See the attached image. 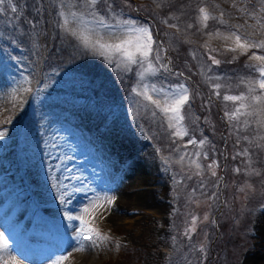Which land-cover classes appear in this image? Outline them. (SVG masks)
I'll return each instance as SVG.
<instances>
[{"label": "rangeland", "instance_id": "1", "mask_svg": "<svg viewBox=\"0 0 264 264\" xmlns=\"http://www.w3.org/2000/svg\"><path fill=\"white\" fill-rule=\"evenodd\" d=\"M151 1L156 3L162 0ZM197 1L199 5L195 25L201 35L200 45L208 53L210 49L223 50L232 53L235 59L245 55L244 64L257 63L249 57L254 51L257 54H264V50L249 49L243 54L240 50L231 51L229 49L234 47L233 41L225 39V36L236 31L242 36L250 35L255 40L264 39V29L257 30L256 17H264V12L260 11L264 5H261L260 0ZM201 7H205L214 17L207 22L206 27L199 13ZM9 8L11 9L12 6L10 5ZM97 9L96 6L89 8L86 0H60L55 12L46 4L45 14L37 33L29 41H24V34L19 23L16 22L14 13H11L8 21L2 24L0 131H4L6 135L0 137V218H5L9 213L11 215L5 222L7 229L5 226H0V232L8 239L9 246H13L22 238L20 235L22 233L19 232L21 228L16 227L12 230L15 225L13 221H17L18 218L23 224L27 223L22 219L23 214H28L31 218L34 216V222L41 228L47 227L45 216L46 218L54 214L58 216L55 211L72 207L75 216H83L88 224L111 237L110 240L96 246L88 242L84 243L90 246V263L174 264L173 259L182 246L176 238L174 222L176 206H178L175 188L178 187L180 178H177L173 165L180 164L195 168L189 163L192 157L185 153H194L197 147L187 145L185 148L187 141H181L183 137L177 138L172 135L174 129L168 127L167 120L159 110L133 91V89H142L144 85L153 84L158 88L161 86L167 88L172 85L168 72L162 71L141 77L138 73L142 69L137 64V81L127 97L125 99L106 97L113 77L128 73L134 65H127L118 53H108L95 46L97 39H102V42H116L118 38H123L118 29L97 28L90 15L92 11L99 12ZM107 10L109 11L107 16L99 13L107 18L109 24H115L113 17L131 18L137 21L134 17L125 16L121 12ZM72 13H76L84 23L79 19H73ZM65 20L68 21L67 25H64ZM151 21L153 22L148 18V22L140 24L148 25L151 29L153 28ZM165 21L167 20H162V25L170 28L169 21ZM261 22L264 23V20ZM215 25L218 28H215ZM177 26L176 29H180L181 36H185L194 25L189 23L183 25L184 27ZM56 27L59 31L58 39L56 49L51 54L49 52ZM151 32L153 35L152 30ZM85 37L88 38L87 45L84 42ZM165 48H162L161 55L165 58L164 62L169 63L170 57ZM98 57H102L105 64L107 63L102 86L98 84L99 82L89 81L83 72ZM49 60L56 64L45 67L49 64ZM250 69L255 74L250 78L254 79L258 74ZM208 70L210 72V69ZM194 72L201 77L200 81L203 79L205 84L211 87L213 82L207 79L208 76L202 77L205 76V72L200 69H195ZM176 84H184L191 93L192 88L185 80L180 79L178 83H173ZM244 85H246L245 91L237 95L247 94V81H244ZM193 88V93L197 94L199 91L196 90V84ZM203 91L207 93L206 101L216 104V98L210 97L207 89ZM152 95L154 98H159L155 93ZM226 107H230L228 112L233 111L235 103L229 101ZM183 111L182 115H184ZM258 118L242 116L239 121L230 122L228 119L227 123H232L236 130L243 131L244 134L242 133L241 136L249 138L248 140L255 146L263 148L264 154V128L256 123ZM246 120L248 123H245ZM183 124L187 127L186 118ZM226 143L227 139L223 140L220 146L223 157L228 151ZM252 143L249 144L253 148ZM113 146L125 159L123 165H128L126 168L121 167L122 170L118 172L111 170L112 158L98 156L103 150L105 153L106 147L108 150H113ZM132 146L135 149H132ZM246 148L249 153V148ZM234 149L237 154L242 153L239 150L240 143L235 142ZM200 150L202 151V148ZM181 156H185L183 161L180 159ZM212 162L203 158L200 161L201 173L207 171L211 173L208 165ZM107 164L111 167L107 168ZM217 165L218 163L213 165L212 170H215ZM235 169L237 167L233 166L234 171ZM128 171L138 173L134 177L135 185L129 184L128 193L144 192L149 198L148 206L144 204L127 206L124 218L119 219L117 223L106 218L112 205L104 203L102 207L98 206L88 213L82 211L96 197H110L113 202L119 200L115 188ZM142 171L145 172L146 178L139 181L136 178L143 175ZM221 172L220 170V174ZM72 176L77 179H70ZM57 177L60 178V183L79 187L82 191L71 193L70 198L66 197L65 201L61 202L57 199ZM220 178L221 202L225 181L222 174ZM97 203L99 204V201ZM218 212L212 216L214 226L217 225ZM48 218L52 219V217ZM55 222L63 224L61 218ZM250 222L246 232L247 242L242 247L235 264H255L246 262V257L251 256L261 259L258 264H264V203L256 207L251 214ZM191 224L192 222L190 226ZM79 226L80 221L75 220L71 228L75 230ZM207 228H204L205 231ZM58 240L61 242L60 251L76 252L77 255L81 250L74 238ZM52 246L57 247L54 244L48 245V247ZM60 251L50 257L52 263L56 264L58 260L59 264L64 263V258L59 259L63 257ZM28 252L34 255L40 254L30 249ZM217 258L220 260L219 264H226L224 255H218ZM0 264H3L1 259Z\"/></svg>", "mask_w": 264, "mask_h": 264}, {"label": "trees", "instance_id": "2", "mask_svg": "<svg viewBox=\"0 0 264 264\" xmlns=\"http://www.w3.org/2000/svg\"><path fill=\"white\" fill-rule=\"evenodd\" d=\"M59 1L12 0L11 4L6 2L0 6L2 8L0 30L2 24L7 22L10 14L13 13L9 6H15L17 9L14 13L16 22L19 23L24 34V41H29L37 33L38 26L45 14V5H50L55 12ZM198 5L197 0H162L156 3H152L151 0H104V2L98 3L96 8L106 16L109 12L107 9L121 12L125 16L134 17L139 23L148 22V18L153 20L150 23L153 27L151 30L155 37L154 40L161 48L166 47L172 72L183 73L182 76L176 75V77L167 73L171 78L172 85L181 79L185 80L192 88L190 102L183 109L189 131L181 141L186 142L189 138H195L197 141L206 138L208 143L202 147V151L208 153L206 159L218 161V166L214 170L215 176L211 175L210 171L196 175L195 168L180 164L173 165L177 178H180L178 187L175 188L178 206H176L174 222L176 238L182 246L173 259V263L219 264L220 260L217 256L224 255L226 264H235L242 247L247 242L246 232L251 223V214L257 206L264 203V154L263 148L255 146L248 140L249 138L241 136L242 133L244 134L243 131L236 130L232 123H227L225 112L230 109V107H226L229 101L222 98L225 94L237 95V93L245 91L246 85L242 81H247L250 76L255 74L248 64L243 63L246 61L245 55L238 56L234 60L232 53L223 50L212 52V55L221 60V64L211 65V61L208 59L209 53L200 45L201 35L195 25ZM170 17L171 19H169ZM162 20L181 27L189 23H193L194 26L189 33H185L187 35L181 36L180 29L165 28L166 25H162ZM214 27L218 28L216 25ZM54 30V39L49 53L56 49L58 27ZM48 63L45 67L56 64L50 60ZM106 66L107 63L105 64L103 58L98 57L83 72L89 81L101 84L105 79L104 68ZM195 69L205 72V76L202 77L219 76L222 78L219 81H212L223 85L219 96H215L213 88L208 87L203 79L200 81L201 77L194 72ZM137 71V66L134 65L128 73L120 77L114 76L113 82L108 86L106 97L125 99L137 81ZM195 84L196 90L199 91L197 94L193 93ZM203 89H207L210 97L216 98V104L206 101L207 93ZM223 137L227 139L226 149L228 151L225 157H223V150L220 148L225 140ZM235 142L240 143L241 149L239 150L244 155H238L235 152ZM249 143H252L254 147L252 148ZM246 147L249 148L250 155L247 153ZM201 160L203 157L200 158ZM233 166H236L240 171H234ZM220 170L225 181L221 202L219 200ZM201 184H203V188ZM216 212H218L217 225L214 226L212 216ZM193 216L197 217L198 226L195 232L186 235ZM205 216L208 219H204ZM204 228H207V231ZM201 245L204 247L203 252L200 250Z\"/></svg>", "mask_w": 264, "mask_h": 264}, {"label": "snow or ice", "instance_id": "3", "mask_svg": "<svg viewBox=\"0 0 264 264\" xmlns=\"http://www.w3.org/2000/svg\"><path fill=\"white\" fill-rule=\"evenodd\" d=\"M11 4L12 0H0V6L5 3ZM104 0H86V3L89 8H93L98 3H102ZM261 5H264V0H260ZM111 8V5H109ZM2 11V8H0ZM11 11L15 13L17 11L15 6H12ZM261 12H264V6L260 9ZM199 13L201 20L204 26H207V22L211 19H214L205 7L199 8ZM63 15V13H61ZM73 19H79L81 23H84L82 18L77 17L76 13L71 14ZM90 15L93 17L97 28H115L120 30L123 38H118L116 42H102V39H97L95 41V46L99 49H102L108 53H118L120 58L127 65H139L142 71L138 74L141 77L148 75H155L159 72H169L170 74L182 76L183 73H173L170 67V62L165 63V58L162 57V48L156 43L153 38L150 26L145 24H140L138 21H135L131 18H115V24L107 23V18L104 15H101L99 12L92 11ZM223 13L221 14V16ZM257 19V30L264 29V23L261 21L264 20V17H256ZM167 22V21H165ZM68 21H64V25H67ZM221 23L223 21L221 20ZM171 28H178L177 25L170 24ZM191 27V25H189ZM256 27V26H254ZM67 30V29H66ZM225 39H230L233 41L234 47L230 48L231 51L240 50L241 54L248 52L249 49H259L264 50V39L255 40L250 35H240L236 31L231 32L229 35L225 36ZM84 42L88 44V38H84ZM216 51L215 49H210L208 54V59L211 61V65H220L221 60L217 59L215 55H212V52ZM195 55V54H194ZM235 59V57H233ZM250 60L256 61L257 63L248 65L252 68L255 73L258 75L252 79L247 80V94L241 93L239 95L225 94L223 99L225 101H232L235 103V108L233 111H226L225 117L229 121H239L243 117L257 116L259 117L256 123L259 127L264 128V54H257V52H252L249 57ZM146 65V67H145ZM209 81H219L222 78L219 76L212 77L208 76ZM244 82V81H242ZM211 87L214 90V94L219 96L220 89L223 85L219 82L212 83ZM30 91V89H29ZM134 92H137L138 95L142 96L146 101L150 102L155 106L156 109L165 117L168 122V127L174 129L172 135L177 138H182L188 135V129L183 124L185 119L182 115V110L190 102V92L189 89L184 84L169 85L167 88L161 86L156 87V85H144L142 89H133ZM153 93L157 94L159 98H154ZM245 123H248L246 120ZM4 131H0V137L5 136ZM208 141L206 138L199 139L198 141L195 138H189L185 145H194L197 147V150L194 153H185V155L192 157L189 160L190 165H194L196 175L201 174V164L200 158H207L208 153L202 152L200 149L207 144ZM238 155H244V153H238ZM181 161L185 159V156L180 157ZM216 161H213L208 165V169L211 170V175L215 176L216 172L213 169V165H216ZM218 166V165H217ZM239 172L240 169H235ZM70 179H77V177L72 176ZM57 199L61 202L65 201V198H70L71 193L81 192L82 189L79 187H71L70 185L60 183V178L57 177ZM203 188V184H201ZM99 201V204L97 203ZM106 203L107 205H112L113 199L110 197H96L94 200L89 202V205L85 206L82 210L84 213H88L91 209H94L98 206H103ZM65 218L69 220H78L80 221V226L77 227L75 231V241L76 244L83 249L84 243L88 242L93 246L98 245L101 242L110 240L111 237L103 234L97 228L92 227L91 224H88L83 216H71L68 213H65ZM204 219H208L207 216ZM196 222L197 217H192V224L186 230V235H190L192 232L196 231ZM9 250V241L5 237L4 233L0 232V257H3L5 253ZM200 250L203 252L204 247L201 245ZM59 259H63L60 257ZM3 264H9V261H3ZM11 264H16L15 259L11 261ZM59 264V260L56 262Z\"/></svg>", "mask_w": 264, "mask_h": 264}, {"label": "bare ground", "instance_id": "4", "mask_svg": "<svg viewBox=\"0 0 264 264\" xmlns=\"http://www.w3.org/2000/svg\"><path fill=\"white\" fill-rule=\"evenodd\" d=\"M132 149H135V147L132 146ZM98 156L100 157L105 156V158L109 156L110 158L113 159L112 163H110L112 167L109 164H107V168L111 167V170L113 172L116 170H117L116 172L121 171L122 170L121 167L126 168V166H128L125 164L123 165V161H125V159L123 158L122 154L118 152V149L115 148V146H113V150L112 149L108 150V148L106 147L105 153L103 150V153H100V155ZM107 163H109V161H107ZM142 172L143 175H139V177L136 178L139 181L140 179L146 178L145 172L144 171ZM136 174L132 171L126 172V174L124 175V179H126L128 183L123 179L121 183H118V185H116L117 186V188H115L117 193L116 197H118L119 200L116 199L115 201L116 203L113 202L112 208L109 210L106 216L107 220L117 223L119 219L124 218V214L127 212L128 209L127 206L130 205L137 206L138 204H144L147 206L149 205L148 195H146L144 192L138 191L132 194L128 193V189L130 188L129 184L135 185L134 177ZM0 208H1V204H0ZM54 213H56L63 220L62 222L63 224H56L55 221H57L60 218L55 214L54 216H50V215L48 216V217H52V219L48 217L46 218V216L44 217V221H46L47 227L42 226L41 227L42 229L40 228V225L34 222V216L33 218H31L30 215L28 214L22 215V219L23 220L25 219L27 222L25 224H23V222H21L20 219L18 220V218L17 221L15 222L13 221V223H15L16 226H19V228L22 229L23 227L22 238H20L21 241L18 244H15L13 246L10 245L8 252L5 253L3 257H0L2 263L3 261H9V264H11V261L15 259L16 264H54L52 263L50 257L53 256V253H59L61 242H59V240H56L58 243L57 242L53 243L49 241V238L52 237L54 239L58 237L60 238V240L62 239L65 241L68 240L69 238L73 239L75 237V235L73 234L74 229L72 230L71 228L73 222L75 223V220H69L65 218V213H68L71 216H75L74 209L72 207H68V209L66 208V210L63 209L62 211L61 209H59V211H55ZM9 215H11V213L6 215L4 219L0 218V226H3L5 222L9 220ZM47 243L54 244L57 247H53V246L48 247L47 252L46 253L44 252L43 254L40 255H34L27 251V249L34 251V249H36L40 245H43V247L45 246L47 247L48 246ZM89 247L90 246H88L87 244H84L83 249H81L77 255L75 254L76 252L65 253L64 250H61L60 251L62 253L61 256H63L65 260L63 264H92L89 261L91 258V252L89 250ZM245 260L246 262H251V263L254 262L255 264L261 262V259L259 260L258 258L253 256L246 257Z\"/></svg>", "mask_w": 264, "mask_h": 264}]
</instances>
